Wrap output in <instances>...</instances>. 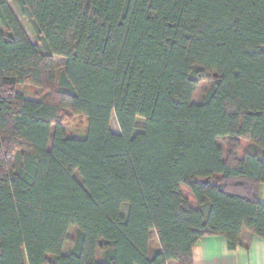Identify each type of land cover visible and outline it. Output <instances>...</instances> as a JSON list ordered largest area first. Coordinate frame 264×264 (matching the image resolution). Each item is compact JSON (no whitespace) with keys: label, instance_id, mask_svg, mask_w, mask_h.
<instances>
[{"label":"trees","instance_id":"16d2710c","mask_svg":"<svg viewBox=\"0 0 264 264\" xmlns=\"http://www.w3.org/2000/svg\"><path fill=\"white\" fill-rule=\"evenodd\" d=\"M0 25V264H191L204 236L264 240V0H0Z\"/></svg>","mask_w":264,"mask_h":264},{"label":"rangeland","instance_id":"374dc122","mask_svg":"<svg viewBox=\"0 0 264 264\" xmlns=\"http://www.w3.org/2000/svg\"><path fill=\"white\" fill-rule=\"evenodd\" d=\"M9 6L12 10V12L14 13L15 17L18 19L19 23L21 24V26L23 27L24 31L26 32V34L28 35L29 39L33 42V43H37V37L34 33V29L33 26L31 24V22L25 18L20 10V8L18 7V5L16 4V2H10ZM2 29V26L0 25V30ZM56 63L59 67V69H62V66L65 62V60L61 57H56L55 58ZM209 81L208 82H204L202 83L195 96L193 99L194 103H197L198 101H200V99L202 98L203 94L206 91V88L209 86ZM17 90L21 93L24 94V96L26 98L29 99H36V100H40L43 99L44 97H47L49 95V99L51 97H53V94L51 93L52 90L49 87H36V86H32V85H23V84H19L16 86ZM62 121H63V125L64 128L66 130V132L69 134V136L72 137H83L85 135L86 129H87V119L83 116H75L72 114H64L62 116ZM137 123L139 126H142L144 123V120L139 118L137 120ZM111 129L114 132L119 133V128H118V124L115 120V118L113 117L111 120ZM229 141H223V146L225 151H228L232 145L229 144ZM248 143L245 142L242 146L243 147H247ZM258 195L261 201L264 202V183L260 184L259 188H258ZM127 213V207H123V214ZM152 238H151V243H150V251H152L154 248L158 247V239L155 236V234H152Z\"/></svg>","mask_w":264,"mask_h":264},{"label":"crops","instance_id":"0c3cea01","mask_svg":"<svg viewBox=\"0 0 264 264\" xmlns=\"http://www.w3.org/2000/svg\"><path fill=\"white\" fill-rule=\"evenodd\" d=\"M191 264H264V240L243 230L239 244L230 249L225 238L204 236L192 249Z\"/></svg>","mask_w":264,"mask_h":264}]
</instances>
